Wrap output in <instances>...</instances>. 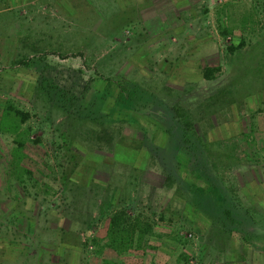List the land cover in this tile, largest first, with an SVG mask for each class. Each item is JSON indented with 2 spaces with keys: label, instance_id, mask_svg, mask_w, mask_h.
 <instances>
[{
  "label": "rangeland",
  "instance_id": "rangeland-1",
  "mask_svg": "<svg viewBox=\"0 0 264 264\" xmlns=\"http://www.w3.org/2000/svg\"><path fill=\"white\" fill-rule=\"evenodd\" d=\"M241 40L234 58L228 47ZM208 66L222 67L212 81ZM45 80L81 98L107 84L111 102L138 87L143 101L189 108L252 211L251 241L222 238L167 187L150 146L167 149L159 110L120 124L90 119L89 102L67 114L43 94ZM9 105L29 119L7 115ZM107 206L148 217L152 249H103ZM105 261L264 264V0H0V264Z\"/></svg>",
  "mask_w": 264,
  "mask_h": 264
},
{
  "label": "trees",
  "instance_id": "trees-1",
  "mask_svg": "<svg viewBox=\"0 0 264 264\" xmlns=\"http://www.w3.org/2000/svg\"><path fill=\"white\" fill-rule=\"evenodd\" d=\"M226 30L221 32L224 37H228L229 34ZM244 47L245 40H241L238 45L229 46L228 52L235 58ZM28 63V60L19 62L23 65H29ZM221 69V66L205 67L204 79L214 80ZM106 86L107 84L102 90H97L99 97L91 94L87 98L77 96L74 92L59 86L54 80H45L42 89L43 94L67 114L81 115L82 109L89 102L91 108L95 107L96 110V114L89 116L90 119L100 117L105 123L115 121L119 124L124 123L134 112L146 117L148 113L143 108L159 110L160 116H156L158 118L156 124L165 134L167 149L153 143L150 146L166 174L167 187L175 190L176 198L185 200L186 210H193L195 215L201 214L209 219L217 227L222 238L235 237L243 242H250L255 223L252 211L243 204L238 193L225 182L218 165V158L221 156L218 158L215 156L216 152H213L206 136L197 130L194 113L177 101L168 102L154 95L143 101L146 95L138 87L131 89L129 86L127 88L122 86L123 89H120L111 102ZM93 99L98 101L97 104ZM6 114L15 116L20 123H25L30 117L29 113L10 105ZM112 208L113 206H107L104 211V216L109 220V228L106 243L102 248L121 256L131 250L142 249L144 241L147 249H152L149 240L154 234V228L150 219L147 217L142 220L141 215L130 214L128 206L116 207L113 210ZM160 219H163L162 215ZM105 264L109 262L105 261Z\"/></svg>",
  "mask_w": 264,
  "mask_h": 264
}]
</instances>
